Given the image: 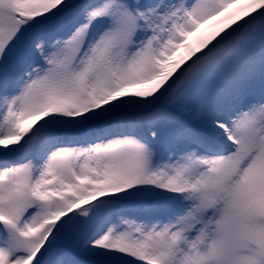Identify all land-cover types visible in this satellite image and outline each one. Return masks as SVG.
<instances>
[{"label":"snow or ice","instance_id":"snow-or-ice-1","mask_svg":"<svg viewBox=\"0 0 264 264\" xmlns=\"http://www.w3.org/2000/svg\"><path fill=\"white\" fill-rule=\"evenodd\" d=\"M0 264H264V0H0Z\"/></svg>","mask_w":264,"mask_h":264}]
</instances>
